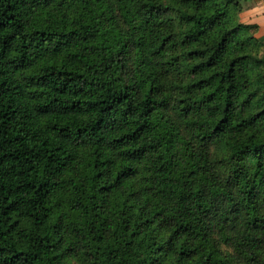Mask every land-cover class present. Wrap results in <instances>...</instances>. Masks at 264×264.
Returning <instances> with one entry per match:
<instances>
[{
  "label": "trees",
  "instance_id": "1",
  "mask_svg": "<svg viewBox=\"0 0 264 264\" xmlns=\"http://www.w3.org/2000/svg\"><path fill=\"white\" fill-rule=\"evenodd\" d=\"M237 1L0 0V264H264V44Z\"/></svg>",
  "mask_w": 264,
  "mask_h": 264
},
{
  "label": "rangeland",
  "instance_id": "2",
  "mask_svg": "<svg viewBox=\"0 0 264 264\" xmlns=\"http://www.w3.org/2000/svg\"><path fill=\"white\" fill-rule=\"evenodd\" d=\"M237 7H230L229 11L227 12V15L229 16V21L230 23H239V24H243V25H254V24H247L244 23V18L241 17V15H243V13H245V11H247L248 9H250L253 6V2L251 0H238L236 2ZM255 15L258 16H263L264 17V5L263 7L261 6L260 8H258V11H255ZM172 17V23L173 26L175 27L176 30L179 29V26H177L176 24V18L171 15ZM229 25V24H228ZM205 151L206 154L209 158V160L212 162L213 166H214V170L216 173V178L218 180V182H221L223 177H224V173L222 168L220 167V162L222 159V150L220 149L219 146L216 145H208L205 147ZM217 247L218 249L221 251L222 255L225 256L226 258L231 259V251L230 248L228 246L219 244L217 242ZM69 264H77L73 259H69L68 261Z\"/></svg>",
  "mask_w": 264,
  "mask_h": 264
},
{
  "label": "crops",
  "instance_id": "3",
  "mask_svg": "<svg viewBox=\"0 0 264 264\" xmlns=\"http://www.w3.org/2000/svg\"><path fill=\"white\" fill-rule=\"evenodd\" d=\"M264 0H260L257 3H253V6L245 11L241 17L244 18V23L254 24L257 26L255 37L264 44V17L256 16L255 11H258V8L263 7Z\"/></svg>",
  "mask_w": 264,
  "mask_h": 264
}]
</instances>
